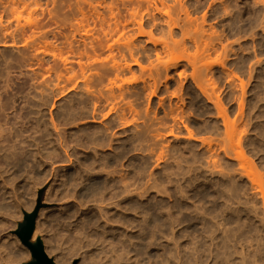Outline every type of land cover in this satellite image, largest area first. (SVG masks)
<instances>
[{"label":"rangeland","instance_id":"1","mask_svg":"<svg viewBox=\"0 0 264 264\" xmlns=\"http://www.w3.org/2000/svg\"><path fill=\"white\" fill-rule=\"evenodd\" d=\"M182 1L185 4V10L187 11L188 15L185 14V11L184 12L180 11L175 0H162V2L161 0H20L21 3L19 2L20 4L16 6L18 8L17 14L16 13L13 14L11 12V14L9 13V15H8V12L7 13L5 12L6 9H3V7L7 6L6 5L7 2L5 3L4 0L1 2L2 4L5 3L4 6L1 5L2 7H0L1 11L5 10L4 13L0 11V19H2L1 23L4 26L7 24L8 26L6 25L5 27H10V29L8 30L10 32L12 31V33L16 29L17 26L24 27L26 32L25 34L17 33L16 34L17 36L15 35L18 48H8V49L0 48L1 56L3 54H7L9 57L11 58L13 57L14 59L9 62L10 64L8 63L10 66L7 65L9 67L8 69H6L5 63H3V59L0 56V68L2 70L11 71L12 68L14 67L13 70L11 71V74L9 75L10 72L8 73L9 77L11 76L12 78L10 77L11 78L10 79L7 77L8 75L6 76L8 79H10V81L13 80L12 82L14 85L12 84L10 89L5 88L6 91L8 90L7 92L3 91L4 92L3 93L2 91H0L1 92L0 100H2L0 101V104H1L0 107H2V105L5 103V100H7L6 99L7 95L8 97L16 96L14 98L11 97L13 100L15 99L14 102L12 101L13 104L11 102L9 104L10 107L9 105L7 106L8 108L14 109V110L11 109V113L9 112L11 115L8 113V110H9L8 108L7 110L4 109L5 110L3 111L4 114H2L3 112L2 110H0V115H1L0 117L2 116L5 117L6 115L8 116V117L6 116L5 119H3L4 117L0 119V124H1L0 127L2 128L0 129V131L2 130V132H6L7 129H12V130H8V132L10 131L9 135L11 136V138L7 134L8 132L6 134L4 133L2 134V132L0 133L2 134V137L6 136L4 137V139L1 137L3 141L0 139V144L2 143L3 145V146L1 145L0 147L1 149L0 162H2V164H0V173H1L0 174L1 175L0 176L1 177L0 178L1 179L0 180V202L2 203V205L0 203V211L2 213V214L0 213V216L3 218L2 219L0 217V221H1L0 223V243L3 242L0 245V250H1L0 253L2 252L3 254V255L0 254L1 255L0 258L3 259V262H1L2 260L0 259V264H9V263L13 264V262H18L14 264H31L35 262V260L33 259L31 255V252L21 243L17 235L18 233H22L24 231L26 223H27V219L30 218L31 213H33L31 217L35 218L36 222L37 220H39L36 223V228H38L36 229V231L38 230L36 239L34 240L31 239V243L35 245L39 240L40 241L43 240L42 244H44L43 246H44L46 254L49 255L48 257L54 262L55 260L58 259L60 262H58L57 264H69V263L73 264L74 262H76L77 264H177V263L190 264L192 262L190 260H193V258H195L196 260L194 259L192 264H198L199 262H201V260L203 262L199 264H213L214 262H215L214 264H217V263L218 264L219 263L220 264H227V263L228 264H236V263L237 264H240V263L241 264H249V263L253 264L252 262H254V259L257 256H259L258 258H256L257 263L264 264V254H263L264 253V222H261V221H264V207H263L264 202H262L264 201L262 200L263 199L262 196L264 195L263 193L264 191V0L263 2L261 0H227V1H224V3L222 4H220L219 2L212 4V0H182ZM132 17H141V18L143 17L145 32L147 33L152 32L154 38H157V40L158 39L165 40V37L161 33V31L165 32L167 29L166 25L162 21L163 17H174V18L175 17H182V18L192 17L193 19L196 18L197 20H200V21H201V17H207V21H206L207 24L205 25V28L207 27L206 29H208L211 26V28L214 29L213 31L216 32V37H214V40H211L210 42L214 44V49H212L209 55L206 56L205 58L207 63H215V65L210 69V71H207L208 78L206 80L207 81L206 85L207 84L209 85V87L207 85L209 89L208 91L214 92L215 95L213 93L212 94L214 96L215 101H216L215 97L219 98V102L222 103L221 106L225 110L224 112L228 113V114L227 113L225 114L227 120L226 118L222 119L218 115V113L220 112L221 106L220 108L218 107L219 111L217 113L218 108L216 105H215L216 107H214L215 101L212 102L214 104H212L211 102L208 103L206 97H204L202 92L198 89V86L196 85L197 83L195 84L194 82H192L193 79H191L192 78L191 75H193L192 74L193 71H192V68L189 67L185 63V61H181L177 67L170 69L167 72L168 80L164 78L166 76V73L162 67H159V70H156V71L153 69L152 70L150 69L152 68L150 66L151 63H154L156 61L158 54L161 56L162 62H169L172 59L179 56V52L172 53L170 55H167V54L161 55V47L159 45L154 47L151 44V42L148 40L147 35L142 36V37L139 36L138 26L135 22H133ZM117 20L120 22L119 27H116V24H115ZM28 21L30 22L32 21L33 24H35L34 22L36 23L42 22L44 25L47 23L45 27L37 31V32L41 31V33H43L44 35L43 36L44 38L42 37L43 39L39 35H38L39 37H37L36 34L32 35V33H34L36 30L32 32L30 31L31 29L29 28H31L30 25L32 26V23L28 24ZM153 25L157 26L155 27L156 29L154 28ZM33 29L35 28H32V30ZM174 32H175L174 34L178 36L176 38H180L179 37L180 31L178 29H175ZM31 35L33 37H37V39L40 38V40L42 39L43 41V42L41 41L42 42L41 43L38 40H36V38H33L35 40L31 38V40H33L31 42L38 41L36 44L38 45V47L40 46V43L42 45L44 44L43 46L41 45L38 49L37 48L35 49V50H38L37 52L34 49L32 50V46H33L32 44H31L32 46H28V44L30 43ZM127 36H130V37L132 36L135 44L138 46L140 50H142L140 51L142 53H139L138 55H136V57H139L141 61H143L142 63L143 69L147 70V71H142V73L145 72L143 74L144 80L142 77H140V75L142 76V73L140 72L142 69H139V67L137 66H133L130 72L125 71V73L122 76L120 75V77L118 78L115 77V75H111L112 78L110 77V79L114 78L113 80L116 85H125L127 84V82L133 83V80H137L132 85L128 86L129 92L127 91V93H131L132 96H129L130 99L128 98L127 102L131 103L133 107L136 109L137 113L138 114L140 113V114L135 117L134 114L130 113L129 115V113L126 112V116L128 114L131 120V115H132V119L134 117V120L136 119L138 122L137 121L133 122L132 120L131 121L132 123L131 125H129V127L120 126L118 128L115 127V130H113V132L109 131L110 136L108 137L109 138L108 140L110 141V144L113 145L112 148L108 147V145L105 147H101V146L94 147L95 144L92 143V141L90 142L84 139H82L84 140L82 141L84 143V146L83 147L77 146L75 148L77 157L80 160L91 159L90 157L93 156V152L96 150L98 153L96 155L98 157H101V158L105 157V158H108V161L110 162L112 161L111 163L113 164L111 166L112 168L107 169L106 171L113 172L112 177L114 180H119V181L123 180V182H125L126 184H129V185L132 184L134 188L131 185V189H134L133 190L134 192L133 196H135L134 198H136L138 196V195L136 196V194L139 193V192L137 193L136 191L139 190L141 192L142 190L141 186L145 184L144 188L145 187L147 189L149 188L148 194L143 199L139 198L140 200L142 199L141 201H137L139 203L142 202V204L145 207V210H144L145 213H140V212L135 213L133 211H125L124 209H120V208H117L111 212V215L115 216L114 220H117V218L119 219L121 218L120 220H122L125 216L128 217L129 219H136L135 217L141 216V219L135 222L136 224L135 226L132 225L133 227H130L127 230H125L123 226L114 222L113 219H112L113 221L112 220L107 221L106 218L103 216L104 213H101L99 212L98 209H95L98 207H96L93 199H87V200L81 199L80 192L83 191V188L81 186L80 187L78 186L79 191H78V187L73 188V189L77 188L76 190H73V191H72V187H69L71 191L69 189H68L69 191H66L67 189H64L63 187L64 185L62 181L60 180L63 179L62 175H64L63 173H65L66 171V169L61 168L62 166H64L61 160L64 159L65 157L63 156L62 151L59 150L58 145L55 143L56 145L55 148L56 149L58 148L57 151H58V154L60 155L58 157H56L57 155L54 157L49 156L50 157L49 158L50 160H49L47 156L48 155L47 152L52 151V149H50V147L52 148V145L47 144L46 143L47 140L46 141L42 140V142L40 141L42 133L40 135V133L37 132V129L38 128L40 129V130L38 129L39 132H41V130L44 131L45 129H48L51 133L52 132L54 133L55 131H53L54 130L53 127L55 126L57 131L65 135L67 133L76 134L82 128H88L91 131H93L95 127L103 128L104 124L102 125V122H101L102 120L98 119L92 123L91 118L81 119V117L79 118L77 117V120L73 122L72 124L66 125L67 121L64 119L66 118L65 116L67 115L68 102L70 101L69 100L70 98L69 96L65 98L64 94H62L63 96L60 95L61 94L60 91L62 92L65 91L66 93L67 92L66 90L67 89L69 90V87L71 88V85L74 82L82 80L83 74H90V73L94 74L95 73L94 75H97L100 72V69H101L100 67L102 66V64H104L105 66L107 65L112 66L114 64H120L121 66H123L124 60H122V55H125L126 56L125 58H127L128 60L129 54L127 52L121 53L117 47V43L119 42V45H123L124 39ZM0 39H2L1 33H0ZM193 52L194 50L190 51V54H193ZM30 55H34V56L38 55L40 56L41 59H43V61L41 62L38 60L36 61ZM30 57L31 59L33 58L32 61L30 60ZM18 59H21V60H18ZM95 60L97 61V63L92 65L91 63H93ZM19 61H22V62H19ZM13 62H14V65H13ZM256 62H257V65H256ZM221 63L222 64L224 63L225 68L224 66L222 68ZM88 67H89V71L87 70ZM31 71L32 72L34 71L33 74ZM148 71L153 73L154 74L153 77L156 76V78H157V75L155 74L159 72L160 79L156 81L155 85L152 80L153 77H151L153 74L150 73V75L147 76ZM211 71H212V74H211ZM6 72H3V73L6 75L7 74ZM209 72H210V76L208 75ZM34 76L36 77V79ZM149 76L151 77V79H149L150 78ZM6 77L4 76V79L2 78L4 82L2 81V79L0 80V89L1 87L2 88L6 87L5 85L8 84V83H5L9 81V80L6 81L5 79ZM32 77L35 80H32L33 79ZM144 81L148 82L151 88L149 87V88L142 89ZM94 83H92L90 87L93 90L100 89L101 86L99 87V85L98 86L96 85L97 83L96 84ZM241 84L243 86H241ZM45 85L47 86L46 87L47 89H45ZM56 87L59 91L55 90ZM129 87L133 89H130ZM57 91L59 92L58 94H57ZM132 92H134V94H132ZM77 93H79V91H77ZM77 93L72 92V94H69V95L71 96L74 94V96L76 97H73V96L72 97L75 99L77 98L76 100H78L80 96L78 97ZM1 94L2 95L4 94V95L2 96ZM84 98H87V97H84ZM240 106H241L240 108L241 111H239ZM90 108H91V105H90ZM214 108H217V109H214ZM12 111L15 113H13ZM29 112H31V114ZM224 112H223V116H224ZM12 114H15V116ZM23 118L24 120L26 119L27 120L24 121ZM129 118L127 117L128 120ZM20 119L23 121H21ZM36 119H38L39 122ZM148 119L151 120L150 123ZM13 120L16 123H14ZM154 120L156 121L155 123H154ZM223 120H225V123L231 122L233 123V125L235 124L234 127H237V128H234L233 130V128L229 127L231 126V124H229L227 128V123H226L225 127L227 128V130L232 129V132L229 130L225 132L226 129L225 127L222 126L224 125L222 122ZM82 121L84 123H81ZM3 122L5 123L8 122L9 126L6 125L5 127L4 125L5 123ZM24 122L27 125H25ZM157 123H158V127H156L157 125H155ZM152 124H154V127H156L154 129H158V128L162 129L161 132L159 131L162 135L163 133H165L162 138L163 142L160 141V143L162 142V146H163V147L161 146L162 149L166 147V149H164L166 153L165 155L166 158L164 155L162 156L160 152L158 153V151L161 148L160 146L159 148H157V146L161 144H158V145L154 144V145H157V146H154V148L156 147L158 151L153 150L154 148L150 147L153 143H157V141L159 140L154 141V139L152 138V139H149L151 140V142L147 140L149 142L148 143L145 140L146 142L144 141V144H142L143 138L145 139L146 137L148 139L147 136H150V137L153 136V134L145 136L148 133L147 131L149 129L147 128L148 129L147 130L144 127V125H146V127H149ZM12 126H14V129ZM15 126H17L16 129H15ZM81 126H84V127H81ZM20 127L23 130H21ZM171 127L172 128L176 127V129L177 128L178 129L175 130V128L172 129ZM35 129H36V133H35ZM28 130L30 133L28 132ZM145 130L147 131L145 132ZM169 130L170 131L172 130L173 132L171 131L169 134L168 133ZM110 132H112V134ZM222 132L223 133L225 132V136H223ZM227 132L229 133L231 132L232 134H234L235 132L236 133V135L234 134L235 137L234 135L232 136L230 134V136H232L235 139L236 137L242 138L241 140L238 138L242 142V144L239 142L238 139L236 140H238L237 142L239 143H237L236 140L234 139L235 142L238 144V146L236 145L234 148L233 145L235 144L233 143V140L230 139L229 134H228V138L231 140V141L229 140L230 142L229 141L228 142L230 143V145H231V142L233 143L231 145L232 147L230 148L232 149L234 148L233 149L234 151L232 150L233 151L232 155L238 156L237 154L235 155V153H238L240 156L243 155L242 163H241V159L239 158L240 156L236 158L231 157L232 155L230 156L231 149L229 150L228 148L230 153H227L229 152L226 149L228 146L225 145L228 140L226 138ZM139 133H141V135ZM237 133L239 134V136ZM17 135H19L18 143L16 142ZM142 135H144V137L142 139H139V137H142ZM23 136H25V138ZM224 137L227 140H226V143L222 144L225 140L223 139ZM15 138H16V141H15ZM24 139H26L27 142L24 141ZM54 139H56L55 136H54ZM137 139H139L140 142L138 141V143L135 144ZM219 140L220 141L222 140L223 142L221 141L222 143H220ZM14 141L16 145L14 144ZM35 141L36 142L38 141V142L36 143ZM217 141L219 145L221 144L223 145V147H225L224 152L223 151L221 152V150L219 152L218 148L220 149V147ZM20 143L22 144L21 146H20ZM38 144L40 146H38ZM35 145L37 146L35 147ZM86 145L88 146L86 147ZM137 145L139 147H137ZM27 146H29L28 149H27ZM4 147H6L5 149L7 151L4 149ZM19 147H21L22 149ZM8 148L11 150V152L13 150L15 152H27V150L28 152H30V151L39 150L44 155V158L41 157L42 160H45V159L46 160L43 161L40 166V164L32 163L33 162L31 161L32 158L24 154V156L23 155L19 156L21 158V163L18 167L16 166V163H14L13 160H8V162L10 163H7V161L5 160L4 157L5 155H7L6 152L11 154ZM124 149H127V150H124ZM212 149L213 151H210ZM221 149L223 148L221 147ZM164 150L161 151L163 154H165ZM217 150L218 152H216ZM156 153H158L157 155L159 154L161 155L162 157L161 161H160V157L158 158V156L157 157L155 156ZM210 153L215 154L217 158L213 157L212 154L209 155ZM223 153H227L229 154V156ZM206 155H209V156H206ZM120 156H121V159H120ZM226 156L230 157V159H228ZM24 157H26L28 161ZM59 157L60 159H58ZM208 157L210 161L208 159L207 161L211 163L210 165L209 164L208 165L211 168L213 167L212 164H214L215 159H217L216 160L217 163L216 162L215 163L220 164L218 165V167L220 166L218 169L221 168L222 171L221 170L220 171L221 173H223V175L214 176V175H210L209 173L208 174L206 173L209 170V166L206 165L207 164L206 158ZM237 158L240 159V162ZM195 159L197 161H195ZM212 159L214 160L212 161ZM31 163L33 165H31L30 167ZM50 163L54 164V167L58 168L57 169L58 173H56L57 177L55 179H50V182L46 183L49 180L47 176H49L51 172V166H53L52 164L50 165ZM7 164L9 165V167ZM204 165L207 166V168ZM32 166L34 167L32 168ZM22 167L23 169H21ZM24 167H26V169H24ZM14 168L16 172L13 170ZM242 168L244 169L245 172L242 171L243 170ZM29 169H32V170L35 169V170L33 172L32 170H29ZM6 170L7 172H5ZM21 172H22V175H21ZM27 172H31V173H27ZM224 172L226 173V175H224L225 174ZM241 172L244 173L245 176L241 177L242 175ZM105 175H106V172L105 174H103L102 177H105ZM18 176H21V177H18ZM31 176H33L32 179L34 178V180L31 179ZM39 176L41 177L40 179H39ZM210 176L212 177L214 176L215 178L214 177L212 178ZM171 178L172 180H170ZM18 179H21V180H18ZM30 179L33 181V183L32 181L30 182ZM36 179H39L38 180L39 183L35 181ZM6 181L8 182L6 183ZM119 181H116V182H119ZM147 181L149 183H146ZM35 183L38 185L35 186L36 185ZM2 184H4L5 186L4 185L2 186ZM135 184L139 185L140 188L136 186ZM40 186H41V189H40ZM252 187L254 189L253 191H255L256 194L255 192L252 191L251 189ZM36 188L38 190L40 189L41 191L38 192ZM47 190H50V191H48L47 193ZM261 190L263 191L261 192ZM33 192L35 195L33 194ZM11 194H13L14 196ZM49 195L51 199L50 197H48ZM65 195H68V196L65 197ZM72 195H74L75 197ZM69 196L73 197L74 199L70 198ZM24 197L26 198L23 199ZM32 197L35 199H33ZM9 198L11 199V201ZM52 199L55 203L51 202ZM139 199L137 197L134 200L136 202V200H139ZM20 201L21 203H19ZM64 201H67V203ZM25 202H26V205H25ZM30 202L32 205H30ZM56 202H59L60 204ZM53 204L56 206H54ZM254 204L256 207L254 206ZM94 206L95 208H93ZM7 208H9L10 211L12 210L11 212H13V214L10 211H8L9 209L7 210ZM23 208L25 210H23ZM88 208H90V210ZM26 209H27V212H26ZM75 209L77 210L76 213H75L76 211ZM19 210H20V213H22V215H19L20 214ZM64 210L70 211L71 215H73L71 221H69L70 223L67 222L68 224H71L70 226L68 225L69 228L71 227L69 230L63 223L62 225L58 223V222L60 223L62 222L60 218L61 217L60 213H62V211ZM225 210L228 212H226ZM253 210H257V211L255 212ZM9 212L10 214H12L11 215L12 217L10 216V214H8ZM14 212L15 213L17 212V213L15 214ZM255 213L257 215H255ZM74 214H75V217H74ZM89 214L91 215L89 216ZM254 215L259 218L258 219L256 217L254 218ZM5 216L7 218H5ZM52 216L53 218L56 217L57 220L53 219ZM220 216L224 218L222 219ZM15 217L20 219V221L16 219ZM87 217L92 219V223L95 220V222H97L96 223L97 225L95 224V222L89 226L85 225L84 226L85 230H83L84 228L82 226L84 224V220H86ZM46 218H48V220H53V221H48ZM225 218L228 220H225ZM210 219H214V220L212 221ZM145 220L147 222L143 223V221ZM222 221H224L226 225ZM43 222H44V225H43ZM221 222L224 225H222ZM155 224L158 226L160 225L161 226L164 225V226L157 228L155 227ZM212 225L217 226L218 231L215 229V231L213 232L212 229L210 230V228L207 227V226H212ZM75 226L77 227V229H75L76 228ZM146 226H148V228H146ZM167 226L168 228L166 229ZM224 226L225 227L227 226V228H225ZM10 227H11V230H10ZM92 227L93 228L98 227L97 229L99 231L96 229H93ZM219 227H221L222 229ZM251 227H252V230L250 229ZM2 228L3 230L1 232ZM4 229H6V232ZM45 229L47 230L45 231ZM220 229H221V232H220ZM225 230L227 231L225 232ZM100 231H101V234L99 233ZM260 231L263 233H261ZM124 232L125 234H128L132 237L131 243L130 242H126L124 244L120 243L119 238L121 237V235L124 234ZM39 233L41 234V236ZM62 233H65V234H62ZM162 233L163 234L165 233V234L161 238L160 236L162 235ZM229 233H231L230 234L231 237ZM54 234L57 235L56 237L57 239L55 238ZM74 234H75V237L79 235L77 236L78 238L76 237L75 239V237H73ZM111 234H113L114 237ZM222 234H225V235L227 234V235L222 236ZM251 234H254V235H251ZM82 235L86 237L85 238L86 240L84 239ZM103 235L107 237L109 236L111 237V239L102 240L104 238ZM68 236L69 237L71 236L72 238L70 237V239H68ZM209 236H210V239H209ZM239 236H241V238ZM44 237L46 240L44 239ZM169 237L171 240L169 239ZM220 237L223 239H221ZM227 237L230 241L225 239ZM234 238H236L237 240ZM253 238L258 239V240L255 241V239ZM50 239H53V240L50 241ZM219 239L221 240L219 241ZM231 239H232V242H231ZM56 240H58L59 245L55 243ZM87 240L88 241L90 240V241L88 242ZM91 241H92V247L89 246V243L91 245ZM227 241H229L228 244H226ZM78 242H80L81 245L80 243L78 244ZM109 243L113 244L114 246H112ZM240 243H241V246H239ZM9 244H10V247H8ZM76 244H78L79 246ZM94 244H95V247H94ZM171 244H172V247H171ZM255 244L259 246H256ZM11 245H14V246H11ZM15 245H16V250H15ZM85 245H88V246H85ZM203 245H205L206 247ZM218 245H221V247L219 246L220 248L219 247L217 248L216 246ZM227 245L228 247H230L231 245L230 249L228 247H227L228 249L225 248ZM75 246L77 247L75 248V251H74L72 247H75ZM223 246H225L224 250L226 251V253H224L225 251H223ZM236 246L237 248L238 247L239 248L237 249ZM1 247L3 250L1 249ZM11 247L14 250L11 249ZM170 247L171 249H168ZM178 247L179 249L177 250ZM50 248H52L53 251ZM112 248L115 251L112 250ZM210 248L213 250L210 251ZM258 248L260 250H258ZM106 250H109V251L107 252ZM182 250L184 254L182 253ZM184 250L190 251V252H186ZM229 250L230 251L232 250L231 253ZM235 250L237 252L239 251L238 254L237 252H235ZM62 251H64V253ZM61 252L63 255L61 254ZM74 252L75 254L73 255ZM167 252H169V254ZM219 252H221L222 254L219 255L218 254ZM242 252H244L243 253L244 255L242 254ZM190 253H191V257L189 256ZM210 253L211 255H209ZM215 253L216 255L218 254V256H215L214 255ZM121 254L125 256L123 257ZM180 254H183L185 256V260H184L183 255L179 257ZM201 254H204V256ZM239 254H241L242 259L239 258L241 257ZM28 255H29V258L27 257ZM233 255H234V259H233ZM198 256H201L199 257L201 258L200 260ZM210 256H211V259H210ZM6 257L7 259H5ZM23 257H26V259ZM64 257H65V260H62L64 259ZM187 257H188L189 262L187 260ZM203 257H206V258L204 259ZM221 257L223 259H221ZM229 257H231L230 259L231 261L228 260ZM8 258H11L13 262ZM120 258H122L121 262H120ZM15 259L17 260L15 261ZM111 259L114 261L118 259L119 262L118 261L117 263L112 262ZM224 259H226L227 261ZM251 260L253 261L251 262ZM7 261H10V262L7 263ZM20 261L21 263H19ZM237 261H239L240 263H238ZM183 262H186V263H183Z\"/></svg>","mask_w":264,"mask_h":264},{"label":"bare ground","instance_id":"2","mask_svg":"<svg viewBox=\"0 0 264 264\" xmlns=\"http://www.w3.org/2000/svg\"><path fill=\"white\" fill-rule=\"evenodd\" d=\"M3 1V0H2ZM1 0H0V7H2V6H4V4L6 3V5L7 6H5V7H3V9H6V11L5 10H3V11H1V9H0V11L1 12H3L4 13V11L7 13L8 12V15H9V13L11 14V12L14 14V13H16L17 14V10H18V8L16 7L18 4H20L21 2H20V0H4V4H2L1 2H2ZM224 1H227V0H212V4H214V3H216V2H219L220 4H222V3H224ZM262 2H263V0H261ZM20 2V3H19ZM161 2H162V0H161ZM175 2H176V4L178 5V7H179V9H180V11L181 12H184L185 11V14H187V11L185 10V4L183 3V1L182 0H175ZM36 3H37V1H36ZM2 5V6H1ZM211 6V5H210ZM5 13V14H6ZM188 15V14H187ZM115 18V17H114ZM133 18V22H135L136 24H137V26H138V34H139V36H145V35H147V38H148V40L151 42V44L154 46V47H156V46H160L161 47V55H163V54H167V55H170V54H172V53H176V52H179V56H177L176 58H174V59H172L171 61H169V62H162V60H161V56L158 54L157 55V58H156V61L154 62V63H151V67L152 68H150L151 70L153 69V70H159V67H162L163 69H164V71H165V73H166V76L164 77L165 79H167L168 80V75H167V72L170 70V69H173V68H175V67H177L178 65H179V63L181 62V61H185V63L189 66V67H191L192 68V71H193V75H191L192 76V78L191 79H193L192 80V82H194L197 86H198V89L202 92V94L204 95V97H206V99H207V101H208V103L209 102H214L215 101V99H214V96H213V94H214V92L212 91H208L209 89H208V87H209V85H208V87H207V85H206V80H207V71H210V69L215 65V63H207L206 62V60H205V58H206V56H208L209 55V53H210V51L212 50V49H214V44H212V43H210L211 42V40H214V37H216V32L215 31H213L214 29L213 28H211V26H210V28H208V29H206L205 28V25L207 24L206 23V21H207V17H201V21L200 20H197L196 18H192V17H163L162 18V21H163V23L166 25V31L164 32V31H161V33H162V35L165 37V40L164 39H158L157 40V38H154V36H153V34H152V32H145V28H144V23H143V17L141 18V17H132ZM138 18H139V20H138ZM18 19V18H17ZM1 21H2V19H0V33H1V37H2V39H0V48H3V49H8V48H18V44H17V41H16V34L17 33H20V34H25V28L24 27H19V26H15L16 27V29L13 31V33H12V31L10 32L8 29H10V27H5L2 23H1ZM200 21V22H199ZM29 23H32V26L30 25V27L31 28H29V29H31L30 31L32 32V31H35V32H37L39 29H41V28H43V27H45L46 26V24L44 25L42 22V24L39 22H34L35 24H33V22L31 21H28V24ZM122 23V22H121ZM115 24H116V27H119V24H120V22L117 20L116 22H115ZM4 27H3V26ZM8 26V25H7ZM29 26V25H28ZM154 26V28L155 27H157V26H155V25H153ZM151 27V26H150ZM32 28H35V29H33L32 30ZM156 29V28H155ZM175 29H178L179 31H180V38H176V37H178V36H176L174 33V31H175ZM32 33V35H34V34H36L37 35V37H43L44 35H43V33H41V31L40 32H37V33ZM159 32H160V30H159ZM41 35H40V34ZM16 35V36H15ZM31 35V36H32ZM35 35V36H36ZM39 35V36H38ZM30 36V43L28 44V46H32V50L34 49H38L42 44V39L44 38H42L41 40H40V38H38L37 39V37H31ZM31 38L33 39V38H36V40H38L39 42H41L40 43V46L38 47V45H36L37 44V42L38 41H36V42H31V41H33V40H35V39H33V40H31ZM2 44V45H1ZM26 44V45H27ZM32 44V45H31ZM44 45V44H43ZM42 45V46H43ZM117 47H118V49H119V51L121 52V53H125V52H127L128 54H129V57H128V60H127V58H125L126 56L125 55H122V60H124V65L123 66H121L120 64H114V65H112V66H105L104 64H102V66L100 67L101 69H100V72L97 74V75H94V74H92V73H90V74H83V76H82V80H80V81H77V82H74L72 85H71V88L69 87V90L67 89L66 91V93H65V91H60L61 92V94L60 95H62V94H64L65 95V98L66 97H68L69 96V102H68V109H67V115L65 116L66 118L64 119V120H66L67 121V124L66 125H70V124H72L73 122H75L76 120H77V117L79 118V117H81V119H88V118H91L92 119V123L94 122V121H96V120H98V119H100V120H102L101 122H102V125H103V128H97V127H95L94 129H93V131H91L90 129H88V128H82V129H80L76 134H71V133H67V134H62V133H60L59 131H57V129H56V127L54 126L53 128H54V130L53 131H55L54 133L52 132H50L48 129H45L44 131H42L41 130V132H39L38 131V129H37V132L38 133H40V135H41V133H42V135H41V142H42V140L44 141H46V143L47 144H49V145H52V148L50 147V149H52V151L49 153V152H47L48 153V159L50 158V157H54V156H56V157H58L60 154H58V151H57V149L55 148V143L58 145V147H59V150H61L62 151V153H63V156L65 157L64 159H62L61 160V162L64 164V166H62L61 168L62 169H66V171H65V173H63L64 175H62L63 176V179L62 180H60V181H62V183H63V187H64V189H67L66 191H71V189H69V187H72V191L73 190H76V189H73V188H75V187H82L83 188V191L82 192H80V197H81V199H84V200H87V199H93V201H94V203H95V205H96V207H98V208H95V206L93 207V208H95V209H98L99 210V212H101V213H104V217L106 218V220L107 221H111L112 219L114 220V218H115V216H113V215H111V212L113 211V210H115V209H117V208H120V209H124L125 211H133V212H135V213H145L144 212V210H145V207H144V205L142 204V202L141 203H139V202H137V201H141L147 194H148V191H149V188L147 189L146 187L144 188V186H145V184L143 185V184H141V185H143V186H141L142 187V190H141V192L138 190V188H137V190L138 191H136L138 194H136V196L138 197V199L139 198H142L141 200L139 199V200H136V202H135V200L134 199H136V198H134L135 196H133L134 195V192H133V190L134 189H131V185L132 184H126L125 182H123V180H114L113 179V172H110V171H106L107 169H110V168H112L111 166L113 165V164H111L112 163V161L110 162V161H108V158H105V157H103V158H101V157H98L96 154H98L97 153V151L95 150L94 152H93V156L92 157H90L91 159H82V160H80L78 157H77V153H76V151H75V148L77 147V146H84V143L82 142V141H84V140H88V141H92V143H94L95 145H94V147L95 146H101V147H105V146H107L108 145V147H110V148H112L113 147V145L112 144H110V141L108 140L109 138V131H112L113 132V130H115V127H129V125H131V121L133 120V122L134 121H137L136 119L134 120V117H133V119H132V115H131V120H130V116H128V114H127V116H126V112H128L129 113V115H130V113H132V114H134L135 115V117L136 116H138L139 114L137 113V111H136V109L133 107V105L131 104V103H128L127 102V99L129 98V96H132L131 95V93H127V91L129 92V89H128V86L129 85H132L135 81H137V80H133V83H130V82H127V84H125V85H116L115 84V82H114V78L113 79H110V77H111V75H115V77H120V75L122 76L124 73H125V71H128V72H130L131 70H132V67L133 66H137V67H139V69H142L140 72L142 73V71H147V70H145V69H143V66H142V63H143V61H141V59L139 58V57H136V55H138L139 53H142V52H140V51H142V50H140L139 48H138V46L135 44V42H134V40H133V38H132V36L130 37V36H127L125 39H124V44L123 45H119V42L117 43ZM192 50H194V52H193V54H190V51H192ZM36 52L38 51V50H35ZM3 52V51H2ZM5 52V51H4ZM7 52V51H6ZM18 52H19V50H18ZM21 52V51H20ZM144 53V52H143ZM1 54V53H0ZM11 54V53H10ZM1 56V55H0ZM13 56V55H12ZM30 56H32L36 61L38 60V61H43V59H41L40 58V56H38V55H30ZM2 59H3V63H5V68L6 69H8V67L10 66L9 64V62L11 61V60H14L13 59V57L11 58V57H9L7 54H3L2 56ZM33 58L31 59V57H30V60L32 61L33 60ZM18 60H21V59H18ZM18 60H16V61H18ZM30 61V62H31ZM19 62H22V61H19ZM2 63V64H3ZM9 63V64H8ZM12 63V62H11ZM97 63V61L95 60L93 63H91L92 65L93 64H96ZM16 64V63H15ZM18 64V63H17ZM90 64V65H91ZM7 65H9V66H7ZM13 65H14V62H13ZM89 65V66H90ZM256 65H257V62H256ZM221 66H222V68H223V66H224V63L222 64L221 63ZM253 66H255V65H253ZM3 67V66H2ZM14 68V67H13ZM13 68H12V70H13ZM224 68H225V66H224ZM254 68V67H253ZM11 70V71H12ZM87 70L89 71V67L87 68ZM149 70V69H148ZM150 70V71H151ZM254 70V69H253ZM7 71V72H6ZM6 71H4V70H2L1 68H0V80L3 78L4 79V76L6 77L7 75H8V73H9V75L11 74V71H8V70H6ZM186 71H187V69H186ZM185 71V72H186ZM3 72H6L7 74L5 75ZM32 72V71H31ZM34 72V71H33ZM33 72H32V74H33ZM152 72V71H151ZM151 72H147V76L148 75H150V73ZM140 73V74H141ZM145 73V72H144ZM144 73H142V76L140 75V77H142L143 78V74ZM4 74V75H3ZM151 74H153V73H151ZM211 74H212V71H211ZM9 75L7 76L8 78H10L9 77ZM155 75H157V78H156V76L155 77H153L154 76V74L151 76V77H153V83H154V85H155V83H156V81H158L159 79H160V74H159V72H157ZM165 75V74H164ZM182 75V74H181ZM180 75V76H181ZM185 75V74H184ZM208 75L210 76V72L208 73ZM5 78L6 79V81L7 80H9L10 81V79L12 78H10V79H8V78ZM35 77V76H34ZM145 77V76H144ZM150 77V76H149ZM148 77V78H149ZM151 77L149 78V79H151ZM255 77V76H254ZM33 78V77H32ZM112 78V77H111ZM211 78V77H210ZM2 79V81L4 82V80ZM35 79H36V77H35ZM34 78L32 79V80H35ZM96 80V81H95ZM113 80V81H112ZM143 80H144V78H143ZM142 80V81H143ZM147 80V79H146ZM9 81H7V82H5V83H8V84H6L5 86L6 87H1V89H0V91H4V92H7L6 91V89H10V87L12 86V84H13V80H11L10 82H12V83H10ZM92 81H94V82H92ZM148 81V80H147ZM2 82V83H3ZM107 82V83H106ZM149 82V81H148ZM148 82H146V81H144L143 82V88L142 89H144V88H149L150 87V85L148 84ZM11 85H10V84ZM92 83H94V84H96L97 86L99 85V87H100V89H98V90H93L91 87H90V85L92 84ZM150 83V82H149ZM46 84V83H45ZM14 85V84H13ZM47 85V84H46ZM45 85V89H47L46 86ZM43 86V85H42ZM196 86V87H197ZM241 86H243L242 84H241ZM44 87V86H43ZM6 88V89H5ZM49 88V87H48ZM130 88V87H129ZM151 88V87H150ZM181 88V87H180ZM179 88V89H180ZM12 89V88H11ZM21 89V88H20ZM128 89V90H127ZM130 89H133V88H130ZM55 90H58L57 89V87H56V89ZM22 91H23V89H22ZM59 91V90H58ZM57 91V94L59 93ZM77 91H79V93H77ZM179 91V90H178ZM3 92V93H4ZM19 92H21V91H19ZM72 92L73 93H77V95H78V97L80 96V98H78V100H76L75 98H73V97H76V96H74V94L73 95H69V94H72ZM210 92V93H209ZM1 93V92H0ZM17 93H18V91H17ZM154 93V92H153ZM213 93V94H212ZM5 94H7V93H5ZM80 94V95H79ZM128 94H130V95H128ZM132 94H134V92H132ZM2 95V94H1ZM4 95V94H3ZM2 95V96H3ZM136 95V94H135ZM215 95V94H214ZM18 96H19V94H18ZM63 96V95H62ZM73 96V97H72ZM217 96V95H216ZM7 97H8V95H7ZM6 97V99L7 100H5V103L2 105V107H0V110H2V112L3 111H5V110H7V106L13 101L14 102V100L11 98V97H16V96H9L8 98ZM84 97H87V98H84ZM1 98V97H0ZM132 98V97H131ZM216 98V101H217V99H218V103L215 101L214 103H212V104H214V107H216L217 106V108L219 107L220 108V106H221V104L222 103H220L219 102V98L218 97H215ZM12 99V100H11ZM68 99V98H67ZM130 99V98H129ZM214 99V100H213ZM0 101H2V100H0ZM77 101V102H76ZM13 102H12V104H13ZM15 103H16V101H15ZM14 103V104H15ZM11 104V105H12ZM211 104V105H212ZM243 104V103H242ZM75 105H77V106H75ZM90 105H91V108H90ZM216 105V106H215ZM240 105H241V103H240ZM0 106H1V104H0ZM14 106V105H13ZM243 106V105H242ZM9 107H10V105H9ZM12 107V106H11ZM15 108H17V107H15ZM66 108V107H65ZM90 108V109H89ZM217 108H214V109H217ZM219 108H218V110H217V113H218V111H219ZM241 108V106L239 107V109ZM243 108V107H242ZM5 109V110H4ZM9 110H8V113L10 112L11 113V109H13V108H8ZM222 109V110H221ZM221 109H220V112L218 113V115H219V117H221L222 119L224 118H226V116H225V114L227 113H225L224 111V108H222V106H221ZM14 110V109H13ZM243 110V109H242ZM17 111V110H16ZM239 111H241V109L239 110ZM13 112V111H12ZM221 112H222V114H221ZM223 112H224V116H223ZM7 113V112H6ZM9 113V114H10ZM13 113H15V112H13ZM30 114H31V112H29ZM2 114H4V112L2 113ZM18 114V113H17ZM29 114V115H30ZM223 116H221V115ZM228 114V113H227ZM240 114H241V112H240ZM11 115V114H10ZM12 115H14L15 116V114H12ZM1 116V115H0ZM7 116V115H6ZM6 116L4 117V116H2V117H4L3 119H5L6 118ZM2 117H0V119L2 118ZM8 117V116H7ZM10 117V116H9ZM29 117V116H28ZM28 117H27V119H28ZM127 117L129 118V120L127 119ZM229 117V116H228ZM14 118V117H13ZM16 118V117H15ZM25 118V117H24ZM24 118H23V120H24ZM17 119V118H16ZM26 119V120H27ZM40 119V118H39ZM154 119V118H153ZM221 119V120H222ZM19 120V119H18ZM21 120V119H20ZM23 120H21V121H23ZM26 120H24V121H26ZM36 120H38V119H36ZM149 120V119H148ZM157 120V119H156ZM226 120H227V118H226ZM66 121H65V123H66ZM150 121L151 120H149V123H150ZM228 121H229V119H228ZM9 122V121H8ZM8 122H3V123H5L4 125H5V127H6V125H8ZM13 122L14 123H16L14 120H13ZM12 122V123H13ZM20 122V121H19ZM38 122H39V120H38ZM138 122V121H137ZM156 121L154 120V123H155ZM159 122V121H158ZM223 122V124L224 125H222L223 127H225V125H226V123H225V120H223L222 121ZM2 123V122H1ZM10 123V122H9ZM13 123V124H14ZM28 123V122H27ZM81 123H84L83 121L81 122ZM148 123V122H147ZM151 123H153V122H151ZM160 123V122H159ZM18 124V123H17ZM24 124H25V122H24ZM38 124V123H37ZM43 124V123H42ZM45 124V123H44ZM116 124V125H115ZM138 124V123H137ZM229 124H231V126H233V127H231V126H229L230 128H233V130H234V128H237V127H234V125H233V123H227V128H228V125ZM23 125V124H22ZM21 125V126H22ZM25 125H27V124H25ZM81 125V124H80ZM82 125H84V124H82ZM133 125H135V124H133ZM155 125H157L156 127H158V123L157 124H155ZM0 126H1V124H0ZM9 126V125H8ZM41 126V125H40ZM105 126H107V127H105ZM149 126V125H148ZM4 127V128H5ZM13 127V129H14V126H12ZM16 127L17 126H15V129H16ZM23 127V126H22ZM81 127H84V126H81ZM144 127L148 130H145V132L147 131L148 133L145 135V136H147V135H150V134H153V136H147L148 137V139L145 137V139L143 138L144 137V135H142V137H139V139H142L143 141V143L142 144H144V141L146 140H148V141H150L151 142V140H149V139H154V141H156V140H159V141H157V143H151L150 145V147L151 148H154V146H157L158 144H161V145H158L157 146V148H159V146H160V148L162 149V142H163V136H164V134L165 133H163V135L160 133L161 131H162V129L160 130L159 128V130L158 129H154V128H156V127H154V124H152L151 126H149V127H146V125H144ZM3 128V129H4ZM25 128V127H24ZM32 128V127H31ZM45 128V127H44ZM172 128V127H171ZM173 128H175V130H177L176 129V127H173ZM172 128V129H173ZM227 128L225 127V132L226 131H228L227 130ZM0 129H2L1 127H0ZM20 129H21V127H20ZM8 130H12V129H7V131L6 132H2V130L0 131V133L2 132V134L4 133V134H6L7 132H8ZM21 130H23V129H21ZM25 130V129H24ZM32 130V129H31ZM40 130V129H39ZM124 130V129H123ZM151 130V131H150ZM236 130V129H235ZM5 131V130H4ZM17 131V130H16ZM26 131V130H25ZM160 131V132H159ZM172 131V130H171ZM170 130H169V134H170V132H171ZM229 131H231L232 132V129H230ZM10 132V131H9ZM9 132L7 133L8 135H9ZM13 132V131H12ZM20 132V131H19ZM22 132V131H21ZM28 132H29V130H28ZM112 132H110L111 134H112ZM126 132V131H125ZM145 132H144V134H145ZM173 132V131H172ZM176 132V131H175ZM225 132L223 133V136H225ZM229 133V132H227L226 133V138L228 139H226L225 137L223 138V139H225L224 140V142L222 143L220 140V143H222V144H224V143H226V140H227V143L225 144V145H227L226 147V149H227V151H229L230 149V151H231V153H230V151L229 152H227V151H225V152H227V153H230V156L233 154V149L235 148V146L237 145L238 146V144L237 143H241L242 144V142L240 141L242 138H239V137H236V139H238L239 140V142H237L238 140H236L235 138H233L232 136L235 134L236 135V131L234 132V134H232V133ZM16 133V132H15ZM15 133H14V135H15ZM26 133V132H25ZM30 133V132H29ZM33 133V132H32ZM35 133H36V129H35ZM123 133H124V131H123ZM2 134H0V139L3 141V139H4V137H6V136H4V137H2ZM19 134V133H18ZM140 135H141V133H139ZM143 134V133H142ZM173 134H175V133H173ZM173 134H172V136H173ZM219 134V133H218ZM228 134H229V137H230V139L231 140H233V143L235 144V145H233L234 146V148L232 149V148H230V147H232L231 145L233 144L232 142H231V145H230V139L228 138ZM230 134L232 135V136H230ZM238 134V133H237ZM12 135V134H11ZM20 135V134H19ZM19 135H17L16 136V138H17V141H16V138H15V141L18 143L19 142V140H18V137H19ZM25 135V134H24ZM29 135H31V134H29ZM63 135V136H62ZM114 135V134H113ZM139 135V136H140ZM166 135H168V134H166ZM191 135V134H190ZM222 135V134H221ZM235 135H234V137H235ZM10 136V135H9ZM21 136H22V134H21ZM20 136V137H21ZM26 136V135H25ZM25 136H23L24 138H25ZM38 136V135H37ZM54 136H55V138L56 139H54ZM171 136V135H170ZM192 136V135H191ZM223 136H221V137H223ZM238 136H239V134H238ZM3 139H2V138ZM150 137V138H149ZM8 138V137H7ZM10 138H11V136H10ZM9 138V139H10ZM31 138H32V136H31ZM8 139V140H9ZM82 139H84V140H82ZM139 139H137V141L135 142V144L136 143H138V141L140 142V140ZM162 139V140H161ZM222 139V138H221ZM236 140V142H235V140ZM6 140V139H5ZM12 140V139H11ZM30 140V139H29ZM33 140V139H32ZM230 140V141H229ZM1 141V142H2ZM15 141H14V144H15ZM24 141H26L27 142V140L26 139H24ZM39 141V140H38ZM37 141V142H38ZM109 141V142H108ZM113 141V140H112ZM112 141H111V143H112ZM145 141V142H146ZM147 141V142H148ZM160 141H162L161 143H160ZM229 141V142H228ZM36 142V141H35ZM36 142V143H37ZM21 143H23V142H21ZM20 143V146L22 145ZM33 143V142H32ZM35 143V144H36ZM44 143V142H43ZM91 143V144H92ZM149 143V142H148ZM217 143H218V141H217ZM229 143V144H228ZM4 144V143H3ZM13 144V145H14ZM26 144V143H25ZM41 144V143H40ZM86 144V143H85ZM134 144V145H135ZM141 144V143H140ZM154 144H157V145H154ZM1 145H2V143L0 144V147H1ZM7 145V144H6ZM10 145V144H9ZM8 145V146H9ZM16 145V144H15ZM28 145V144H27ZM34 145V144H33ZM218 145H219V143H218ZM224 145V146H225ZM3 146V145H2ZM7 146V147H8ZM18 146V145H17ZM17 146H16V148H17ZM25 146V145H24ZM37 145H35V147H36ZM38 146H40L39 144H38ZM44 146V145H43ZM88 145H86V147H87ZM162 146V147H161ZM15 147V146H14ZM28 147L29 146H27V149H28ZM30 147H32V146H30ZM85 147V148H86ZM93 147V148H94ZM137 147H139L138 145H137ZM219 147H220V149L218 148V150H219V152H220V150H221V152L223 151L224 152V148L225 147H223V145H219ZM221 147L223 148V149H221ZM6 147H4V149H5ZM15 148V149H16ZM19 148H21V147H19ZM19 148H18V150H19ZM32 148H34V147H32ZM31 148V149H32ZM38 148V147H37ZM46 148H47V146H46ZM49 148V147H48ZM92 148V149H93ZM156 148V147H155ZM153 149V150H157V148L156 149ZM228 148H229V150H228ZM239 148H240V146H239ZM3 149V148H2ZM9 149V148H8ZM12 149H13V147H12ZM22 149V148H21ZM26 149V148H25ZM30 149V148H29ZM95 149V148H94ZM157 150L158 151V153L160 152V154H162V156L164 155H166V153H165V150L164 149H166V147L164 148V149H162V150ZM6 150V149H5ZM10 150V149H9ZM8 150V151H9ZM37 150V149H36ZM124 150H127V149H124ZM164 150V153L165 154H163L161 151H163ZM218 150L216 151V152H218ZM233 150V151H232ZM7 151V150H6ZM5 151V152H6ZM22 151H24V150H22ZM30 151V150H29ZM210 151H213V149L212 150H210ZM0 152H1V149H0ZM3 152H4V150H3ZM2 152V153H3ZM9 152H11V150L9 151ZM27 152H28V150H27ZM15 152L14 150L11 152V154L10 153H7L6 152V154L7 155H5V160L7 161V163H10V162H8V160H13L14 161V163H16V166H18L19 167V165H20V163H21V158L19 157V156H21V155H23L24 156V154H26V155H28L29 157H31L32 158V160L31 161H33L32 163H36V164H40V166H41V163L43 162V161H45V160H42V158L41 157H43L44 158V155H43V153H41L39 150H37V151H30V152ZM154 152V151H153ZM156 152V151H155ZM167 152V151H166ZM46 153V154H47ZM123 153V152H122ZM158 153H156V157L158 156V158L160 157V161L162 160V157H161V155L159 154V155H157ZM208 153H209V151H208ZM212 153H214V152H212ZM212 153H210L209 155H211ZM227 153H223V154H225V155H228L229 156V154H227ZM1 154V153H0ZM95 154V155H94ZM125 154V153H124ZM217 154V153H216ZM238 155V156H231V157H233V158H236V157H239L240 155L238 154V153H235V155ZM241 154V153H240ZM209 155H206V156H209ZM213 155V157H216L215 156V154H212ZM242 155V154H241ZM1 156V155H0ZM50 156V157H49ZM228 156H226L228 159H230V157H228ZM55 157V158H56ZM62 157V156H61ZM212 157V156H211ZM2 158V157H1ZM24 158H26V157H24ZM30 158V159H31ZM116 158V157H115ZM117 158H119V157H117ZM164 158V157H163ZM165 158H166V156H165ZM196 158V157H195ZM217 158V157H216ZM240 159H241V163H242V159H243V155L242 156H240L239 157ZM239 158H237L238 160H239V162H240V159ZM47 159V160H48ZM58 159H60V157L58 158ZM120 159H121V156H120ZM157 159V158H156ZM198 159V158H197ZM207 159L209 160V157L208 158H206V161H207ZM1 160V159H0ZM4 160V159H3ZM25 160V159H24ZM26 160L28 161V159L26 158ZM50 160V159H49ZM214 159H212V161H213ZM217 159H215V162L217 163V161H216ZM30 161V162H31ZM54 161V160H53ZM53 161H51V162H53ZM119 161V160H118ZM195 161H197L196 159H195ZM210 161V160H209ZM211 161V162H212ZM219 161V160H218ZM23 162V161H22ZM29 162V163H30ZM50 162V161H49ZM48 162V163H49ZM116 162V161H115ZM158 162H159V160H158ZM214 162V164H212V168L209 166L211 163H209L208 161L206 162L207 164L206 165H208L209 166V170H208V172H206L207 174L209 173L210 175H223V173H221V168L220 169H218L219 167H218V165H220V164H216ZM30 164V167H31V165H33V164ZM114 163V162H113ZM219 163V162H218ZM0 164H2V162H0ZM13 164V163H12ZM35 164V165H36ZM44 164V163H43ZM52 163H50V165H51ZM8 165V164H7ZM14 165V164H13ZM47 165V164H46ZM53 166H51V172H50V174H49V176H47V178L49 179L46 183H49L50 182V179H55L56 177H57V175H56V173H58L57 172V167H54V164H52ZM217 165V166H216ZM5 166V165H4ZM11 166V165H10ZM203 166V165H202ZM205 166V165H204ZM8 167H9V165H8ZM12 167V166H11ZM17 167V168H18ZM34 166H32V168H33ZM37 167V166H36ZM206 168H207V166H205ZM5 168V167H4ZM211 168V169H210ZM21 169H23V167L21 168ZM24 169H26V167H24ZM202 169V168H201ZM243 169V168H242ZM4 170V169H3ZM11 170V169H10ZM14 171H15V168L13 169ZM29 170H32V169H29ZM35 170V169H34ZM34 170H32L33 172H34ZM40 170V169H39ZM205 170H207V169H205ZM221 170V171H220ZM2 171V170H1ZM28 171V170H27ZM62 171V170H61ZM242 171H244V169L242 170ZM5 172H7V170L5 171ZM12 172V171H11ZM10 172V173H11ZM16 172V171H15ZM105 172H106V175H105V177H102L103 176V174H105ZM245 172V171H244ZM9 173V174H10ZM19 173V172H18ZM27 173H31V172H27ZM225 173V172H224ZM242 173V172H241ZM240 173V174H241ZM1 174V173H0ZM4 174V173H3ZM9 174H7V175H9ZM38 174H39V172H38ZM37 174V175H38ZM46 174V173H45ZM5 175H6V173H5ZM12 175V174H11ZM16 175V174H15ZM21 175H22V172H21ZM29 175V174H28ZM111 175V176H110ZM224 175H226V173L224 174ZM1 176V175H0ZM30 176V175H29ZM28 176V177H29ZM168 176H170V175H168ZM213 176V177H214ZM243 176H245L244 175V173H242V175H241V177H243ZM3 177V176H2ZM18 177H21V176H18ZM17 177V178H18ZM27 177V176H26ZM32 177L33 176H31V179H32ZM130 177V176H129ZM210 177H212V176H210ZM212 177V178H213ZM222 177V176H221ZM224 177V176H223ZM1 178V177H0ZM4 178V177H3ZM9 178V177H8ZM16 178V179H17ZM36 178V177H35ZM41 177L39 176V179H40ZM215 178V177H214ZM6 179V178H5ZM14 179V178H13ZM22 179V178H21ZM21 179H18V180H21ZM29 179V178H28ZM30 179V182L32 181V180H34V178L31 180ZM39 179H36L35 181H37V183H39ZM169 179V178H168ZM1 180V179H0ZM4 180V179H3ZM15 180V179H14ZM23 180V179H22ZM27 180V179H26ZM43 180V179H42ZM170 180H172V178L170 179ZM17 181V180H16ZM24 181V180H23ZM46 181V180H45ZM116 181H119V182H116ZM8 181H6V183H7ZM13 182H15V181H13ZM18 182V181H17ZM16 182V183H17ZM55 182V181H54ZM6 183H4V184H6ZM11 183H12V181H11ZM16 183H15V185H16ZM22 183V182H21ZM32 183H33V181H32ZM44 183V182H43ZM146 183H149L148 181L146 182ZM4 184H2V186L4 185ZM29 184H31V183H29ZM36 184V183H35ZM41 184V183H40ZM133 184H134V182H133ZM138 184H140V183H138ZM14 185V184H13ZM14 185V186H15ZM38 184H36L35 186H37ZM43 185V184H42ZM136 185V184H135ZM148 185V184H147ZM154 185H156V184H154ZM5 186V185H4ZM7 186H8V184H7ZM11 186V185H10ZM32 186V185H31ZM136 186H138L139 188H140V186L139 185H136ZM135 186V187H136ZM219 186H220V184H219ZM79 187H78V191H79ZM132 187H133V185H132ZM37 188H39V187H37ZM36 188V189H37ZM49 188V187H48ZM134 188V187H133ZM153 188V187H152ZM151 188V189H152ZM13 189V188H12ZM40 189H41V186H40ZM38 190V192H40L41 190ZM69 189V190H68ZM150 189V190H151ZM252 189V191L254 190L253 189V187L251 188ZM18 190H19V188H18ZM35 190V189H34ZM33 190V191H34ZM136 190V189H135ZM257 190V189H256ZM48 191H50V190H47V193H48ZM52 191V190H51ZM263 190H261V192H262ZM5 192V191H4ZM18 192V191H17ZM133 192V193H132ZM253 192H255V191H253ZM260 192V193H261ZM14 193V192H13ZM15 193H16V191H15ZM37 193V192H36ZM75 193V192H74ZM73 193V194H74ZM78 193V192H77ZM263 193H264V191H263ZM33 194H34V192H33ZM65 194H66V192H65ZM72 194V193H71ZM132 194V195H131ZM223 194V193H222ZM255 194H256V192H255ZM11 195H13V194H11ZM24 195V194H23ZM28 195V194H27ZM30 195V194H29ZM35 195V194H34ZM33 195V196H34ZM39 195V194H38ZM61 195H62V193H61ZM76 195V194H75ZM253 195V194H252ZM14 196V195H13ZM18 196V195H17ZM26 196V195H25ZM31 196V195H30ZM30 196H28V197H30ZM40 196V195H39ZM66 196H68V195H65V197ZM71 196V195H70ZM69 196V197H70ZM72 196H74V195H72ZM48 197H50V195L48 196ZM56 197V196H55ZM75 197V196H74ZM221 197V196H220ZM263 197V199L262 200H264V195L262 196ZM10 198H11V196H10ZM9 198V199H10ZM16 198V197H15ZM26 197H24L23 199H25ZM33 198V197H32ZM40 198H42V197H40ZM68 198V197H67ZM70 198H73V197H70ZM17 199V198H16ZM15 199V200H16ZM29 199V198H28ZM33 199H35V198H33ZM50 199H51V197H50ZM61 199V198H60ZM74 199V198H73ZM72 199V200H73ZM15 200H14V202H15ZM20 200H21V198H20ZM65 200V199H64ZM71 200V199H70ZM69 200V201H70ZM10 201H11V199H10ZM17 201V200H16ZM25 201V200H24ZM35 201V200H34ZM39 201V200H38ZM60 201V200H59ZM63 201V200H62ZM89 201V200H88ZM91 201V200H90ZM13 202V203H14ZM27 202V201H26ZM26 202H25V205H26ZM51 202H54L53 201V199L51 200ZM50 202V203H51ZM64 202H66L67 203V201H64ZM262 202H264V201H262ZM1 203V202H0ZM12 203V204H13ZM19 203H21V201L19 202ZM24 203V202H23ZM55 203V202H54ZM56 203H59V202H56ZM62 203V202H61ZM93 203V204H94ZM35 204V203H34ZM60 204V203H59ZM63 204V203H62ZM88 204H90V203H88ZM217 204V203H216ZM1 205H2V203H1ZM17 205H18V203H17ZM30 205H32L31 204V202H30ZM29 205V206H30ZM54 205V204H53ZM58 205V204H57ZM84 205V204H83ZM86 205V204H85ZM24 206V205H23ZM51 206V205H50ZM54 206H56V205H54ZM217 206V205H216ZM216 206H214V207H216ZM254 206H255V204H254ZM6 207H8V206H6ZM9 207H11V206H9ZM13 207V206H12ZM256 207V206H255ZM254 207V208H255ZM263 207H264V205H263ZM15 208V207H14ZM13 208V209H14ZM17 208V207H16ZM33 208V207H32ZM52 208V207H51ZM54 208V207H53ZM68 208V207H67ZM66 208V209H67ZM79 208H80V206H79ZM175 208V207H174ZM213 208V207H212ZM218 208V207H217ZM2 209V208H1ZM9 208H7V210H8ZM20 209V208H19ZM28 209V208H27ZM27 209H26V212H27ZM89 210H90V208H88ZM227 209V208H226ZM253 209V208H252ZM3 210V209H2ZM23 210H25L24 208H23ZM76 210V209H75ZM97 210V211H98ZM216 210V209H215ZM214 210V211H215ZM230 210V209H229ZM232 210V209H231ZM251 210V209H250ZM249 210V211H250ZM4 211V210H3ZM8 211H10V209L8 210ZM7 211V212H8ZM12 211V210H11ZM10 211V212H11ZM14 211V210H13ZM31 211V210H30ZM72 211V210H71ZM88 211V210H87ZM212 211V210H211ZM226 211V210H225ZM235 211V210H234ZM253 211H257V210H253ZM6 212V213H7ZM10 212L8 213V214H10ZM23 212V211H22ZM77 212V210L75 211V213ZM96 212V211H95ZM224 212V211H223ZM226 212H228V211H226ZM251 212V211H250ZM0 213H1V211H0ZM5 213V212H4ZM3 213V214H4ZM12 214H13V212H11ZM15 213V212H14ZM17 213V212H16ZM15 213V214H16ZM19 213H20V210H19ZM25 213V212H24ZM90 213V212H89ZM176 213V212H175ZM212 213V212H211ZM230 213V212H229ZM232 213V212H231ZM2 214V213H1ZM7 214V215H8ZM12 214H10V216L12 215ZM15 214H14V216H15ZM27 214V213H26ZM33 213H31L30 214V218H28L27 219V222L28 223H32L33 222V217H31V215H32ZM61 214V220H62V222L60 223V222H58L59 224H61L62 225V223L68 228V230L71 228H69V226L71 225V224H68L67 222H69V221H71V219H72V217H73V215H71V213H70V211H68V210H64V211H62V213H60ZM93 214V213H92ZM226 214V213H225ZM228 214V213H227ZM252 214H254V213H252ZM19 215H22V213H20ZM18 215V216H19ZM91 214H89V216H90ZM230 215V214H229ZM255 215H257L256 213H255ZM254 215V218L256 217ZM2 216H4V215H2ZM17 216V217H18ZM34 216V215H33ZM55 216H56V214H55ZM101 216V215H100ZM102 216V217H103ZM116 216H118V215H116ZM171 216V215H170ZM217 216H219V215H217ZM233 216V215H232ZM1 217V216H0ZM12 217V216H11ZM17 217H15L16 219H18ZM74 217H75V214H74ZM95 217H96V215H95ZM121 217V216H120ZM132 217V216H131ZM173 217V216H172ZM172 217H171V219H172ZM221 217V216H220ZM226 217V216H225ZM2 218V217H1ZM5 218H7L6 216H5ZM9 218V217H8ZM51 218V217H50ZM52 218H53V216H52ZM51 218V219H52ZM136 219H129L128 217H124L122 220H120L119 218H117V220H114V222H116V223H118V224H120L121 226H123L124 228H125V230H127L128 228H130V227H133L132 225H136L135 224V222L137 221V220H140L141 219V216L139 217H135ZM170 218V217H169ZM169 218H168V220H169ZM176 218V217H175ZM210 218H212V217H210ZM215 218V217H214ZM222 219L224 218V217H221ZM227 218V217H226ZM225 218V220H228V219H226ZM231 218V217H230ZM257 219L259 218V217H256ZM3 219V218H2ZM13 219H14V217H13ZM12 219V220H13ZM47 220H48V218H46ZM53 219H56V217L55 218H53ZM94 219H96V218H94ZM100 219V218H99ZM145 219V218H144ZM148 219V218H147ZM218 219V218H217ZM261 219V218H260ZM259 219V220H260ZM19 221H20V219H18ZM18 220H16V221H18ZM21 220H22V218H21ZM57 220V219H56ZM60 220V219H59ZM74 220V219H73ZM112 220V221H113ZM143 220V219H142ZM175 220V219H174ZM210 220H214V219H210ZM230 220V219H229ZM263 220V219H262ZM39 220H37V222H38ZM48 221H53V220H48ZM48 221H46V222H48ZM55 221V220H54ZM97 221V220H96ZM173 221V220H172ZM178 221H180V220H178ZM216 221H218V220H216ZM215 221V222H216ZM221 221V220H220ZM261 221V220H260ZM14 222V221H13ZM36 222V223H37ZM57 222V221H56ZM55 222V223H56ZM78 222V221H77ZM95 222V220L93 221V223ZM144 222H147L146 220L145 221H143V223ZM214 222V223H215ZM222 222H224V221H222ZM222 222H221V224H222ZM231 222V221H230ZM261 222H264V221H261ZM0 223H1V221H0ZM40 223V222H39ZM55 223H53V224H55ZM70 223V222H69ZM82 223V222H81ZM80 223V224H81ZM92 223V219H90V218H88L87 217V219L86 220H84V224H83V230H85V225L87 226H89V225H92L93 224ZM97 222H95V224H96ZM140 223V222H139ZM141 223H142V221H141ZM140 223V224H141ZM169 223H170V221H169ZM173 223V222H172ZM171 223V224H172ZM208 223V222H207ZM209 223H210V221H209ZM208 223V224H209ZM225 223V222H224ZM232 223V222H231ZM6 224V223H5ZM18 224V223H17ZM48 224V223H47ZM50 224V223H49ZM52 224V225H53ZM59 224H58V226H59ZM75 224V223H74ZM98 224H99V222H98ZM149 224V223H148ZM170 224V225H171ZM212 224H213V222H212ZM220 224V225H221ZM227 224H229V223H227ZM261 224H263V223H261ZM4 225V224H3ZM16 225V224H15ZM23 225V224H22ZM41 225H42V223H41ZM43 225H44V222H43ZM51 225V224H50ZM60 225V226H61ZM69 225V226H68ZM76 225V224H75ZM78 225V224H77ZM97 225V224H96ZM143 225V224H142ZM146 225V224H145ZM211 225V224H210ZM215 225V224H214ZM214 225H212V226H207V227H209L210 228V230L212 229V231L214 232L215 231V229L217 230L218 228H217V226H214ZM222 225H224V224H222ZM225 225H226V223H225ZM5 226V225H4ZM3 226V227H4ZM21 226V225H20ZM45 226H47V225H45ZM80 226V227H81ZM93 226H95V225H93ZM138 226V225H137ZM141 226V225H140ZM144 226V225H143ZM154 226V225H153ZM162 226H164V225H162ZM161 225L160 226H158V225H156L155 224V227H157V228H160V227H162ZM228 226V225H227ZM227 226L225 227V228H227ZM38 227H39V225H38ZM49 227V226H48ZM63 227V226H62ZM76 227V226H75ZM13 228V227H12ZM18 228H20V227H18ZM45 228V227H44ZM51 228H52V226H51ZM56 228V227H55ZM58 228V227H57ZM79 228V227H78ZM93 228V227H92ZM98 228V227H97ZM97 228H93V229H96V230H98ZM134 228H136V227H134ZM144 228V227H143ZM146 228H148V226H146ZM151 228V227H150ZM168 228V226L166 227V229ZM219 228H221V227H219ZM36 229H38V228H36V224H35V228H34V232H33V236H32V239L34 240V239H36V236H37V231H36ZM40 229V228H39ZM41 229H42V227H41ZM40 229V230H41ZM75 229H77V227L75 228ZM91 229V228H90ZM133 229V228H132ZM138 229V228H137ZM136 229V230H137ZM141 229V228H140ZM162 229V228H161ZM164 229V228H163ZM165 229V230H166ZM222 229V228H221ZM221 229H220V232H221ZM224 229V228H223ZM251 230H252V227L250 228ZM256 229V228H255ZM254 229V230H255ZM263 229V228H262ZM2 230H3V228L1 229V232H2ZM5 230V232H6V229H4ZM10 230H11V227H10ZM47 229H45V231H46ZM52 230V229H51ZM54 230V229H53ZM67 230V231H68ZM80 230V229H79ZM78 230V231H79ZM142 230V229H141ZM149 230V229H148ZM156 230V229H155ZM209 230V229H208ZM207 230V231H208ZM230 230V229H229ZM7 231H8V229H7ZM55 231V230H54ZM62 231V230H61ZM67 231H65V232H67ZM91 231H93V230H91ZM91 231H90V233H91ZM99 231V230H98ZM104 231V230H103ZM110 231V230H109ZM140 231V230H139ZM150 231V230H149ZM151 231H152V229H151ZM164 231V230H163ZM162 231V232H163ZM218 231V230H217ZM224 231V230H223ZM222 231V232H223ZM227 230H225V232H226ZM249 231V230H248ZM247 231V232H248ZM257 231V230H256ZM41 232V231H40ZM58 232V231H57ZM64 232V231H63ZM81 232V231H80ZM83 232V231H82ZM87 232V231H86ZM95 232V231H94ZM93 232V233H94ZM108 232V231H107ZM125 232H127V231H125ZM125 232H124V234L123 235H121V237H122V239H121V237L119 238V241H120V243H122V244H124V243H126V242H130L131 243V239H132V237L130 236V235H128V234H125ZM144 232V231H143ZM156 232V231H155ZM159 232V231H158ZM234 232V231H233ZM259 232V231H258ZM261 232V231H260ZM70 233V232H69ZM75 233V232H74ZM77 233V232H76ZM79 233V232H78ZM100 234H101V231L99 232ZM105 233H106V231H105ZM112 233V232H111ZM114 233V232H113ZM151 233V232H150ZM153 233H154V231H153ZM209 233H211V232H209ZM235 233V232H234ZM250 233V232H249ZM254 233V232H253ZM257 233V232H256ZM255 233V234H256ZM261 233H263V232H261ZM3 234H4V232H3ZM2 234V235H3ZM10 234V233H9ZM40 234V233H39ZM53 234V233H52ZM59 234V233H58ZM62 234H65V233H62ZM62 234H61V236H62ZM73 234V233H72ZM81 234H83V233H81ZM80 234V235H81ZM99 234V235H100ZM116 234V233H115ZM121 234V233H120ZM144 234V233H143ZM156 234V233H155ZM165 234V233H164ZM163 233H162V235L160 236L161 238H162V236L164 235ZM228 234V233H227ZM226 234V235H227ZM231 233H229V235H230ZM11 235V234H10ZM55 235V234H54ZM54 235H53V237H54ZM69 235V234H68ZM90 235V234H89ZM94 235V234H93ZM105 235V234H104ZM103 235V236H104ZM108 235V234H107ZM110 235V234H109ZM112 236H113V234H111ZM119 235V234H118ZM147 235V234H146ZM148 235H149V233H148ZM151 235V234H150ZM159 235V234H158ZM213 235V234H212ZM221 235V234H220ZM223 235H225V234H222V236ZM225 235V236H226ZM237 235V234H236ZM249 235V234H248ZM251 235H254V234H251ZM257 235V234H256ZM7 236V235H6ZM5 236V237H6ZM40 236H41V234H40ZM52 236V235H51ZM60 236V235H59ZM64 236V235H63ZM66 236H67V234H66ZM77 236H79V235H77ZM76 236V237H77ZM83 236V235H82ZM81 236V237H82ZM88 236V235H87ZM102 236V237H103ZM120 236V235H119ZM118 236V237H119ZM141 236V235H140ZM140 236H138V237H140ZM144 236V235H143ZM166 236V235H165ZM247 236V235H246ZM13 237V236H12ZM57 237V235H55V238ZM71 237V236H70ZM70 237L68 236V239H70ZM73 237H75V234H74V236ZM76 237H75V239H76ZM84 237V236H83ZM114 237V236H113ZM150 237V236H149ZM152 237V236H151ZM214 237V236H213ZM229 237V236H228ZM228 237L227 238H225V239H227V240H229L228 239ZM230 237H231V235H230ZM229 237V238H230ZM233 237V236H232ZM240 238H241V236H239ZM249 237H251V236H249ZM248 237V238H249ZM253 237V236H252ZM59 238V237H58ZM63 238V237H62ZM72 238V237H71ZM78 238V237H77ZM86 237H84V239H85ZM92 238V237H91ZM100 238V237H99ZM98 238V239H99ZM153 238V237H152ZM159 238V237H158ZM219 238V237H218ZM218 238H216V239H218ZM221 238V237H220ZM247 238V237H246ZM256 238H258V237H256ZM259 238H260V236H259ZM42 239V238H41ZM44 239H45V237H44ZM57 239V238H56ZM60 239V238H59ZM74 239V240H75ZM94 239V238H93ZM97 239V238H96ZM110 240L111 239V237H107V236H104V238L102 239V240ZM140 239V238H139ZM169 239H170V237H169ZM173 239V238H172ZM209 239H210V236H209ZM208 239V240H209ZM215 239V240H216ZM221 239H223V238H221ZM221 239H219V241L221 240ZM234 239H236V238H234ZM252 239V238H251ZM253 239H255V238H253ZM46 240V239H45ZM51 240H53V239H50V241ZM61 240V239H60ZM86 240V239H85ZM84 240V241H85ZM100 240V239H99ZM153 240V239H152ZM171 240V239H170ZM237 240V239H236ZM240 240V239H239ZM248 240V239H247ZM256 240H258V239H255V241ZM261 240V239H260ZM259 240V241H260ZM40 241V240H39ZM43 241V240H42ZM42 241H41V243H42ZM48 241V240H47ZM55 241V240H54ZM64 241H65V239H64ZM88 241V240H87ZM90 241V240H89ZM88 241V242H89ZM114 241V240H113ZM112 241V242H113ZM118 241V242H119ZM218 241V240H217ZM230 241V240H229ZM229 241H227V243L226 244H228V242ZM234 241V240H233ZM241 241V240H240ZM254 241V242H255ZM258 241V242H259ZM18 242V241H17ZM83 242V241H82ZM95 242V241H94ZM109 242H111V241H109ZM116 242V241H115ZM170 242V241H169ZM231 242H232V239H231ZM235 242V241H234ZM245 242H246V240H245ZM253 242V241H252ZM1 243H3V242H1ZM1 243H0V245H1ZM45 243H46V241H45ZM48 243V242H47ZM54 243V242H53ZM55 243H57L58 245H59V243H58V240H56V242ZM61 243V242H60ZM80 242H78V244H79ZM84 243V242H83ZM82 243V244H83ZM87 243V242H86ZM85 243V244H86ZM100 243V242H99ZM104 243V242H103ZM106 243V242H105ZM108 243V242H107ZM211 243H212V241H211ZM219 243V242H218ZM223 243H224V241H223ZM248 243H249V241H248ZM5 244V243H4ZM78 244H76V245H78ZM109 244H111V243H109ZM150 244V243H149ZM149 244H148V246H149ZM231 244V243H230ZM235 244V243H234ZM238 244V243H237ZM245 244H247V243H245ZM19 245V244H18ZM17 245V246H18ZM44 245V244H43ZM56 245V244H55ZM80 245H81V243H80ZM97 245V244H96ZM103 245V244H102ZM112 246H114L113 244H111ZM121 245V244H120ZM215 245H217V244H215ZM222 245V244H221ZM221 245H218V246H216L217 248L220 246L221 247ZM232 245V244H231ZM231 245H230V247H231ZM252 245H253V243H252ZM256 245V244H255ZM6 246V245H5ZM8 246V245H7ZM11 246H14V245H11ZM79 246V245H78ZM85 246H88V245H85ZM89 246L90 247H92V241H91V245H90V243H89ZM110 246V245H109ZM116 246V245H115ZM158 246H160V245H158ZM203 246H205V245H203ZM202 246V247H203ZM239 246H241V243H240V245ZM243 246H244V244H243ZM251 246V245H250ZM256 246H259V245H256ZM8 247H10V244H9V246ZM44 247V246H43ZM59 247V246H58ZM77 246H75V247H72L73 249H74V251H75V248H76ZM94 247H95V244H94ZM163 247H164V245H163ZM171 247H172V244H171ZM171 247L170 248H168V249H171ZM206 247V246H205ZM211 247V246H210ZM219 247V248H220ZM224 247L225 246H223V251H225L224 250ZM228 247V245L225 247V248H227ZM230 247H228L229 249H230ZM235 247V246H234ZM252 247V246H251ZM255 247V246H254ZM254 247H253V249H254ZM19 248H20V246H19ZM22 248V247H21ZM64 248V247H63ZM63 248H62V250H63ZM71 248V249H72ZM89 248V247H88ZM114 248V247H113ZM112 248V250H114ZM140 248V247H139ZM200 248H201V246H200ZM212 248V247H211ZM210 248V251L211 250H213V249H211ZM216 248V249H217ZM227 248V249H228ZM236 248H237V246H236ZM239 248V247H238ZM237 248V249H238ZM241 248V247H240ZM244 248V247H243ZM248 248V247H247ZM257 248V247H256ZM1 249H2V247H1ZM4 249H5V247H4ZM10 249V248H9ZM11 249H13L12 247H11ZM10 249V250H11ZM23 249V248H22ZM50 249H52V248H50ZM59 249H61V248H59ZM91 249V248H90ZM141 249V248H140ZM140 249H138V250H140ZM163 249V248H162ZM166 249H167V247H166ZM166 249H164V250H166ZM179 249V247L177 248V250ZM195 249V248H194ZM193 249V250H194ZM197 249V248H196ZM206 249V248H205ZM242 249V248H241ZM245 249V248H244ZM3 250V249H2ZM14 250V249H13ZM15 250H16V245H15ZM18 250V249H17ZM45 250V249H44ZM109 250H110V248H109ZM109 250H106L107 252L109 251ZM111 250V251H112ZM123 250V249H122ZM163 250V251H164ZM176 250V251H177ZM181 250V249H180ZM190 250H192V249H190ZM215 250V249H214ZM246 250V249H245ZM249 250V249H248ZM251 250V249H250ZM258 250H260L259 248H258ZM1 251V250H0ZM21 251V250H20ZM52 251H53V249H52ZM51 251V252H52ZM61 251V250H60ZM66 251H67V249H66ZM78 251V250H77ZM92 251V250H91ZM105 251V252H106ZM115 251V250H114ZM124 251V250H123ZM184 251H186V250H184ZM195 251V250H194ZM198 251H200V250H198ZM204 251V250H203ZM216 251V250H215ZM219 251V250H218ZM217 251V252H218ZM222 251V252H223ZM230 251V250H229ZM232 251V250H231ZM231 251H230V253H231ZM255 251V250H254ZM7 252H8V250H7ZM13 252V251H12ZM25 252V251H24ZM23 252V253H24ZM55 252V251H54ZM53 252V253H54ZM63 253H64V251H62ZM62 252H61V254H62ZM69 252V251H68ZM138 252V251H137ZM169 252H170V250H169ZM169 252H167L168 254H169ZM186 252H190V251H186ZM185 252V253H186ZM196 252V251H195ZM194 252V253H195ZM235 252H237L236 250H235ZM239 252V251H238ZM238 252H237V254H238ZM251 252V251H250ZM257 252V251H256ZM18 253V252H17ZM65 253H67V252H65ZM70 253V252H69ZM68 253V254H69ZM94 253V252H93ZM112 253H114V252H112ZM181 253V252H180ZM182 253H183V250H182ZM193 253V252H192ZM198 253V252H197ZM196 253V254H197ZM203 253V252H202ZM206 253V252H205ZM214 253V252H213ZM224 253H226V251L224 252ZM234 253V252H233ZM232 253V254H233ZM244 252H242V254H243ZM252 253V252H251ZM0 254H2V252L0 253ZM20 254V253H19ZM21 254H22V252H21ZM25 254V253H24ZM23 254V255H24ZM27 254V253H26ZM29 254V253H28ZM75 254V252L73 253V255ZM105 254H107V253H105ZM116 254V253H115ZM120 254V253H119ZM124 254V253H123ZM184 254V253H183ZM183 254H180L179 255V257L181 256V255H183ZM187 254V253H186ZM185 254V255H186ZM200 254V253H199ZM198 254V255H199ZM207 254V253H206ZM219 255L220 254H222L221 252H219L218 253ZM218 254L216 255V253L214 254L215 256H218ZM231 254V255H232ZM236 254V255H237ZM254 254V253H253ZM261 254V253H260ZM264 254V253H263ZM3 255V254H2ZM10 255V254H9ZM63 255V254H62ZM67 255V254H66ZM118 255V254H117ZM122 255V254H121ZM162 255V254H161ZM164 255H165V253H164ZM176 255H178V254H176ZM189 255V254H188ZM201 255H203L204 256V254H201ZM209 255H211V253L209 254ZM208 255V256H209ZM213 255V254H212ZM230 255V254H229ZM240 256H241V254H239ZM244 255V254H243ZM251 255V254H250ZM15 256V255H14ZM25 256V255H24ZM49 256V255H48ZM92 256V255H91ZM109 256V255H108ZM116 256V255H115ZM123 256V255H122ZM125 256V255H124ZM123 256V257H124ZM173 256V255H172ZM184 256V255H183ZM183 256H182V258H183ZM187 256V255H186ZM190 257H191V253H190V255H189ZM197 256V255H196ZM205 256H207V255H205ZM228 256V255H227ZM255 256V255H254ZM262 256V255H261ZM0 257H1V255H0ZM8 257V256H7ZM7 257L5 258V259H7ZM16 257V256H15ZM15 257H13V258H15ZM19 257V256H18ZM21 257V256H20ZM28 258H29V255L27 256ZM90 257V256H89ZM118 257V256H117ZM121 257V256H120ZM174 257V256H173ZM177 257V256H176ZM192 257H193V255H192ZM199 257H201V256H198V258ZM247 257V256H246ZM246 257H245V259H246ZM259 256H257L256 258H258ZM17 258V257H16ZM22 258V257H21ZM23 258H25L26 259V257H23ZM27 258V259H28ZM63 258V257H62ZM110 258H112V257H110ZM114 258V257H113ZM204 259L206 258V257H203ZM208 258V257H207ZM220 258V257H219ZM239 258H241L242 259V256L241 257H239ZM256 258L254 259V262H252L253 260H251V262L253 263V264H259V263H257V261H256ZM2 261L1 262H3V259L2 258H0ZM8 259H10L11 260V258H8ZM18 259V258H17ZM17 259H15V261L17 260ZM60 259V258H59ZM67 259V258H66ZM121 259L122 258H120V262H121ZM189 259H191V258H189ZM195 258H193V260H194ZM201 258H199V260H200ZM203 259V260H204ZM210 259H211V256H210ZM213 259H214V257H213ZM215 259H216V257H215ZM221 259H223L222 257H221ZM231 259V257H229V259L228 260H230ZM233 259H234V255H233ZM236 259V258H235ZM243 259H244V257H243ZM250 259H252V258H250ZM33 260V259H32ZM61 260V259H60ZM62 260H65V257H64V259H62ZM112 260V259H111ZM116 260V259H115ZM184 260H185V256H184ZM187 260H188V257H187ZM193 260H190V261H192L190 264H192L193 263ZM196 260V259H195ZM224 260H226V259H224ZM223 260V261H224ZM238 260V259H237ZM240 260V259H239ZM12 262H13V260H11ZM24 261H26V260H24ZM34 261V260H33ZM117 261L119 262V260L117 259L116 261H114V260H112V262H116L117 263ZM180 261V260H179ZM213 261V260H212ZM219 261H221V260H219ZM218 261V262H219ZM227 261V260H226ZM231 261V260H230ZM243 261V260H242ZM8 262H10V261H7V263ZM11 262V263H12ZM54 262V261H53ZM58 262H60L58 259L57 260H55V262H54V264H57ZM111 262V263H112ZM177 262H178V260H177ZM182 262V261H181ZM187 262V261H186ZM186 262H183V263H186ZM188 262H189V260H188ZM195 262V261H194ZM199 262V261H198ZM203 261L201 260V262H199V263H202ZM207 262V261H206ZM238 263H240L239 261H237ZM4 263H6V262H4ZM14 263H18V262H13V264ZM19 263H21V261L19 262ZM196 263H197V261H196ZM198 263V264H199ZM215 263V262H214ZM213 263V264H214ZM217 263V262H216ZM223 263V262H222ZM226 263V262H225ZM231 263V262H230ZM236 263V262H235ZM10 264V263H9ZM70 264V263H69ZM177 264H179V263H177ZM188 264V263H187ZM218 264V263H217ZM220 264V263H219ZM228 264V263H227ZM237 264V263H236ZM241 264V263H240ZM250 264V263H249Z\"/></svg>","mask_w":264,"mask_h":264},{"label":"water","instance_id":"3","mask_svg":"<svg viewBox=\"0 0 264 264\" xmlns=\"http://www.w3.org/2000/svg\"><path fill=\"white\" fill-rule=\"evenodd\" d=\"M35 224H36V219L33 218V222L32 223L27 222L24 231L22 233H18L17 235L21 243L27 249H29L33 259L35 260V262L31 264H54L53 260H51L46 254L41 241H38L35 245L31 243ZM73 264H77V263L74 262Z\"/></svg>","mask_w":264,"mask_h":264}]
</instances>
